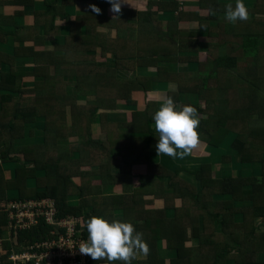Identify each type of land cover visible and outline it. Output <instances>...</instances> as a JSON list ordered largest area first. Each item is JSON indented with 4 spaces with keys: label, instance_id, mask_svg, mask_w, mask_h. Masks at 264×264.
<instances>
[{
    "label": "trees",
    "instance_id": "1",
    "mask_svg": "<svg viewBox=\"0 0 264 264\" xmlns=\"http://www.w3.org/2000/svg\"><path fill=\"white\" fill-rule=\"evenodd\" d=\"M200 5L208 10L209 17H215L226 10V3L219 0H200ZM232 5L235 6V3ZM249 12L263 14L264 0H257L255 8ZM67 21L70 22V18ZM238 21L234 25L219 26L216 30L218 41L213 47L202 45L196 39L197 36L186 31L158 30L152 33L148 41L152 40L150 44L155 47L143 44L144 36L127 37V42L133 41L132 47L113 49V56L117 59L115 68L106 67L102 62L91 66L89 61L94 56L87 55L83 50L74 51L76 47H69L79 39L88 41L87 37L79 35L67 40L68 47L58 48L65 54L54 56L57 68L55 75L46 74L45 80L37 81L31 89H23L25 75H40L44 67L37 65L32 72L10 69V72L5 73L1 78L0 92L9 90L12 94L0 95L3 106L0 111V144H5L1 156L3 162H22L14 180H24L26 177L37 179V191L28 197L19 196L18 199L54 197L62 215L76 216L83 220L79 227L86 238L85 222L93 215L103 216L110 221L120 219L130 222L127 212L121 218L113 214L114 209L124 206L128 199L114 195L111 204L103 203L101 185L93 183L92 177L96 171L104 169H109L110 173L112 164L118 162V179L123 182L133 179L132 167L136 163L144 164L149 151L156 149L158 134L153 126L156 110H150V103H147L144 109L133 110L128 122L115 124L107 122L106 118L102 124L108 136L105 140L92 135L90 117L100 110H115L118 100L122 98L123 102L133 106L136 104L131 97L133 90L148 91L153 83L168 82L176 85V91L170 90L168 96L180 105L190 103L202 116L198 128L201 144L198 147L218 148L231 136V148L238 156L237 160L242 164L259 160L261 178L259 182L242 175L213 178L210 160L193 171L201 185V191H198L184 179L164 174L166 171L158 164L145 163L147 170L161 171L154 173V177L152 174L146 176L149 186L160 181L161 189L153 190L155 196H161L166 201L179 198L181 204L175 208L173 222L167 220L165 208L151 209L147 214H142L145 215L142 222H133L136 230H144L143 237L150 251L144 259L135 258L131 264H184L185 256L192 255L198 256L204 264H228L227 256L234 246H237L239 254L236 264H264V260L257 261L254 258V254L261 251L264 241L263 233L256 231L254 224L255 218L264 211V76L259 73V68L264 66V19ZM48 25L53 28L54 20L50 19ZM98 39V43L103 42L105 48L109 47V40ZM136 52L138 61L134 60ZM42 55H46L45 61H49L54 53L44 52ZM34 57L40 61L37 53ZM126 62H131V66L133 63L131 69L136 67V63L155 68L156 72L152 76L155 82L148 78L121 82L117 72L119 68H128ZM184 63L193 64L196 69L179 68L177 65ZM75 70L79 71L80 85L97 95L85 104L79 103L76 97L61 99L60 77ZM88 72L92 76L87 75ZM86 78L92 81L88 82ZM14 93L20 96L15 97ZM28 96L29 99L26 98ZM41 100L45 102V121L42 127L44 141L30 146L26 143L17 144L15 138H23L25 131L29 130L30 135H34L37 118L40 117L30 105ZM8 134L12 139H4ZM113 149L118 150L117 155ZM159 156L162 158L167 155ZM41 170L45 171L42 175L39 174ZM164 176H168L171 190H164ZM14 180L4 179L0 163V197ZM207 193H227L232 194V198L211 202L205 200ZM74 197L78 200L75 201ZM236 200H252L253 205L237 208L234 206ZM238 213H241V222L236 221ZM199 215H202L205 222L204 230L199 233V243L194 247L188 246L182 235L187 229L194 235L198 233L196 220ZM219 216H222V230L217 233L214 223ZM8 219V212L1 211L0 234L9 223ZM238 228H242V231L236 232ZM50 229L41 222L40 225L13 233L18 237V247L26 249L35 240L50 236ZM159 241H164L166 248L174 251L175 257L168 261L160 258ZM4 245L6 248L11 247L9 242ZM222 247H226V252L222 253L224 260L219 252ZM9 254L10 250L0 254V264H24L11 260L12 250ZM86 260V264H109L108 261H94L87 255ZM113 264L123 262L116 261Z\"/></svg>",
    "mask_w": 264,
    "mask_h": 264
},
{
    "label": "crops",
    "instance_id": "2",
    "mask_svg": "<svg viewBox=\"0 0 264 264\" xmlns=\"http://www.w3.org/2000/svg\"><path fill=\"white\" fill-rule=\"evenodd\" d=\"M219 1L226 3V6L235 3V0ZM256 1L244 0V3L252 11L255 8ZM129 2L131 4L122 3V10L119 17L113 18L117 14L110 11L111 4L108 0H0V82L4 74L10 72V69L20 72H32L37 65L44 67L43 73L37 76H32V74L27 73L23 80V85H25L23 89L33 88L37 81L45 80L46 74H50L51 76L55 75L57 68L55 66L54 56L64 53L61 50L59 51L58 48L68 47L67 40L78 37L79 35L83 38L87 37L88 41L85 42L79 39L69 47H76L74 51L83 50L87 55L94 56L89 61V65L91 66L97 62H102L106 67L115 68L117 66V59L113 56V49L114 47H132L131 44L133 41L131 40L130 43L127 42V37L144 36L145 38L142 43L148 44L149 47H155V45L150 44L152 40L148 41V36L152 33L158 32V30H162L163 32L186 31L197 36L196 39L202 45L212 46L218 41L219 35L216 30L219 26L234 25L239 22H228L225 18L226 10L220 12L215 17H209L208 10L201 7L200 0H129ZM92 4H95L101 9V14H96L91 10L90 5ZM249 13L250 17L248 20L264 19V13ZM67 18H70V22L67 21ZM50 19L54 20L56 27L51 28L48 25ZM96 23H99L97 24L98 27H96ZM98 38L109 40V47L107 46L108 48H105L103 42L98 43ZM44 52L49 54L54 53L51 60L45 61V57L47 56L42 55ZM55 52L57 53L55 54ZM33 53H37L39 62L35 59ZM134 54H136L134 60L138 61L137 52ZM126 64L127 69L119 68L117 72V76L121 82L132 81L135 78H148L155 82L153 78L156 72L155 68L150 69V67L147 68L136 63V67L131 69L133 63L132 66L131 62H126ZM160 65H163V63H160ZM177 65L179 68L183 67L185 69H190L193 66V64L188 63ZM129 72L130 75L127 76ZM87 75L92 76L89 72ZM87 80L88 82L92 81V79ZM59 82L62 84L59 87L61 99L64 97H76L79 103L85 104L88 100L97 97L96 94L87 90L85 86L80 85L78 70L63 74ZM170 85L168 82H159L153 83V86L148 91H144V89L133 90L131 97L135 100V105L130 107L129 104L123 102L124 98H122L118 100L119 102L115 110H100L96 114H93L89 121L92 135L95 138L103 140L108 137L102 125L106 118L107 122L115 124L128 122L131 112L135 109H144L148 105L147 103H150V110H157L161 105L162 99L169 95V91L171 90ZM5 94L9 95L12 92L9 90L0 92V95ZM13 95L15 97L20 96L19 93H14ZM26 98L29 99V96ZM41 101L30 105L36 111V115L40 117L37 118V127L34 129V135H30L29 130L25 131L23 138H15L17 144L26 143L30 146L32 143H39L41 139V142L44 141L45 134L44 128L42 129V127H44L43 124L45 121V102L43 100ZM2 109L3 106L0 103V111ZM69 112L71 111L69 110ZM134 134L132 133V135ZM4 139H12V136L8 134ZM226 140H230V142ZM226 140L218 148L204 146L206 150H200V147H198L195 151L193 150L192 154L185 156L183 159L169 156L161 158L158 156L156 149H152L148 153L146 162H143L144 164L136 163L132 167L131 175L133 179L130 182H123L121 179H118V174L120 173L118 162L112 164L110 173L109 169L96 171L92 180L93 183L101 185L103 190L101 201L103 203L111 204L114 195L125 196V199H128L124 202L126 203L124 206L120 205L114 209L113 214L116 218L123 217L124 212H127L129 218H131L130 222L134 224L133 222H142L144 220L145 215H142L143 213L147 214L151 209L165 208L167 220L173 222L175 208L181 204V200L176 198L174 201L171 199L166 201L161 196H155V191L153 190L161 189L160 181L157 184H153V187L149 186L146 182V176L152 174L154 177V173L161 171L159 169L147 170L145 163L158 164L159 167H163L164 171H166L168 168H170L169 170H177L180 166L189 167L192 165V167H197L200 163L210 162L203 163L204 160H211L214 168L211 172L213 178L232 176L233 174L249 176L254 182H259L261 178L260 161L255 160L252 163L242 164L237 160L238 156L231 148L232 137H227ZM4 146L5 144L2 142L0 144L2 174L4 179L14 180L17 176L18 167H22L21 162H3L4 159L1 156V149ZM113 151L117 155L118 150L113 149ZM75 156L77 157L78 154H75ZM192 157H194V160H192ZM97 168L99 167H94L93 169ZM44 173V170L39 171L40 175ZM164 174L169 175L171 173L166 171ZM190 174L193 173L185 172L180 174L181 177L176 172L172 175L184 180L186 179L188 183L196 187L198 191H201V185L196 175L193 178L190 177ZM191 178L193 179L191 180ZM9 184V188L6 191L4 190L2 192L3 196L0 197V212H8L11 200H16L19 196L28 197L37 191V179L35 177H26L24 180L19 181L14 180ZM162 184L164 185L165 191L171 190L168 185V176L163 177ZM74 198L75 201L78 200V198ZM231 198L232 194L227 193L205 194V200L211 202L229 200ZM252 205V200H236L234 202V206L237 208ZM221 219L222 216H219L214 223V230L217 233H220L222 230ZM80 221L83 224V220ZM196 221L199 228L197 229L198 233L194 235L190 229H187L186 233L182 235V239L188 246H196L200 241L199 233H202L204 230L203 225L205 222L202 215H199ZM236 221H242L241 213L236 215ZM254 224L256 225V231L264 235V211L255 218ZM137 231L142 232L143 236H145L144 230L137 229ZM241 231L242 228L236 229V232ZM0 238L4 240V244L6 242L11 244L10 248H6L7 251L10 250V254L12 249L14 251H22L25 249V246L23 247L24 249L18 247V237L9 230L8 224L0 234ZM164 241H159L158 251L160 258L168 261L172 257H175V253L173 250L166 248ZM230 249L231 253L227 256L228 264H236V257L239 255L238 248L234 246ZM219 252L221 253V259L224 260L225 256L222 253L226 252V247L220 248ZM4 253L6 252L1 254ZM145 257L143 254H138L136 258L144 259ZM254 258L257 261L264 260V241L261 251H257L254 254ZM184 264L204 263L200 262L198 256L192 255L191 257L185 256Z\"/></svg>",
    "mask_w": 264,
    "mask_h": 264
},
{
    "label": "clouds",
    "instance_id": "3",
    "mask_svg": "<svg viewBox=\"0 0 264 264\" xmlns=\"http://www.w3.org/2000/svg\"><path fill=\"white\" fill-rule=\"evenodd\" d=\"M110 11L119 17L122 3L129 0H108ZM91 10L101 14V9L95 4L90 5ZM250 17L249 9L244 0H235V6H226L225 18L230 23L247 21ZM176 91V85H170ZM155 132L158 134L156 151L158 156L163 154L172 158L192 154L201 144L198 128L202 119L198 109L189 104H177L172 97L162 99L160 107L154 116ZM87 239L81 241L79 251L82 255L90 256L94 261H108L109 264L121 261L131 264L138 254L147 255L150 251L142 232H138L131 222L120 219L111 221L103 216L93 215L86 222Z\"/></svg>",
    "mask_w": 264,
    "mask_h": 264
},
{
    "label": "built area",
    "instance_id": "4",
    "mask_svg": "<svg viewBox=\"0 0 264 264\" xmlns=\"http://www.w3.org/2000/svg\"><path fill=\"white\" fill-rule=\"evenodd\" d=\"M11 232L29 229L44 222L50 236L41 237L27 245L26 249L14 251L11 260L24 264H86V255L79 251L81 241L87 238L79 227L76 216L62 215L57 201L52 196L11 200L8 208ZM4 240L0 238V254L6 252Z\"/></svg>",
    "mask_w": 264,
    "mask_h": 264
},
{
    "label": "rangeland",
    "instance_id": "5",
    "mask_svg": "<svg viewBox=\"0 0 264 264\" xmlns=\"http://www.w3.org/2000/svg\"><path fill=\"white\" fill-rule=\"evenodd\" d=\"M191 69H196V66H192L191 67ZM133 71H135V70H133ZM259 73H260V75L261 76H264V66H262V67H260L259 68ZM128 75H130V72L127 74V76ZM127 78V77H126ZM42 102V101H41ZM41 104V103H40ZM42 104H43V102H42ZM130 107L132 106V105H129ZM71 118V117H70ZM252 118H257V116H253ZM98 120V119H97ZM42 140V139H41ZM41 140H39L40 142H41ZM227 142H230V140H226ZM206 150V148H204V146H202L201 148H200V150ZM196 150V149H195ZM194 150V151H195ZM1 159V158H0ZM192 160H194V157H192ZM207 161H210V160H204L203 161V163L204 162H207ZM201 164V163H200ZM21 166H22V162H21ZM190 167V168H189ZM189 167H182V166H180V167H178V169L177 170H169L170 168H168V169H166V171L167 172H169V173H171V174H174L175 172H176V174L178 175V176H180V174H183V173H185V172H193L194 171V169H196V168H198L199 166H197V167H192V165H190ZM214 168H213V166H212V170H213ZM212 172V171H211ZM235 174V173H234ZM191 176L190 177H193L194 178V172H193V174H190ZM233 175V174H232ZM189 176V175H188ZM233 176H236V175H233ZM238 176V175H237ZM181 177V176H180ZM193 178H191V180L193 179ZM185 181H187L186 179H185ZM188 182V181H187Z\"/></svg>",
    "mask_w": 264,
    "mask_h": 264
}]
</instances>
